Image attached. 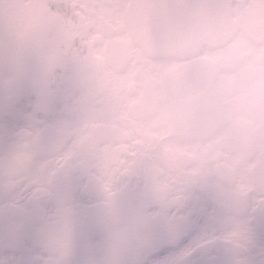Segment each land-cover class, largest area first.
<instances>
[{"label": "clouds", "instance_id": "obj_1", "mask_svg": "<svg viewBox=\"0 0 264 264\" xmlns=\"http://www.w3.org/2000/svg\"><path fill=\"white\" fill-rule=\"evenodd\" d=\"M91 28L87 33L94 39ZM52 34L37 33L38 46L23 53V74L16 76L17 91L12 104L0 112V202L24 194V207L35 203L37 185L49 193L56 191L49 202V214L59 211L63 198L61 176L49 179L54 159L72 152L79 160L95 164L98 172L120 161L112 145L123 140H138V151H150L154 163L169 164L174 151L191 153L210 167L213 149L219 136L228 134V158L224 173L211 176L208 187L197 192L210 203L212 230L206 257L212 264H249L254 244L251 219L253 213L264 209V92L258 112L250 114L260 120L259 128L241 134L235 121L241 113V98L251 84L243 64L253 60L264 66V39L242 32L225 16L218 21L210 15L201 35L185 34L174 43H163L155 31L127 26L122 40L102 53L98 59L91 49L83 48V36L74 29L60 28L56 39L65 52H56L51 44ZM248 48L259 47V57L233 58L237 41ZM81 48L79 60H72L68 49ZM118 50L119 54H114ZM14 49L0 50V72L14 73L15 66L8 57ZM197 59L187 66L182 59ZM83 77L89 89L100 83L103 102L90 114L99 123L84 139L56 141L47 133L27 144V155L18 158L13 146L16 137L34 120L50 122L63 116L60 92L73 77ZM264 79V73L260 76ZM80 95L85 93L80 92ZM55 109V115L50 110ZM148 163L137 160L132 169L137 199L152 210H158L154 199L155 187L147 172ZM86 177H80L84 183ZM80 193L74 190L72 197ZM67 204L70 201H63ZM181 222L187 221L184 212ZM34 258L44 264H88L87 254L79 249L54 259L47 244V227L36 232ZM107 246L97 264H107ZM120 264H128L125 257Z\"/></svg>", "mask_w": 264, "mask_h": 264}, {"label": "flooded vegetation", "instance_id": "obj_2", "mask_svg": "<svg viewBox=\"0 0 264 264\" xmlns=\"http://www.w3.org/2000/svg\"><path fill=\"white\" fill-rule=\"evenodd\" d=\"M210 15L218 21L227 16L257 42L264 39V0H0V50L14 49L8 59L15 66L14 73L0 72V112L15 99L16 76L25 72L23 53L38 46L39 32L51 33L52 47L63 53L65 48L55 38L56 32L60 28L74 29L78 38L84 37L82 47L103 59L102 53L122 40V33L129 25L153 30L161 42L174 43L185 34L198 38ZM92 27L97 30L93 34L95 38L89 39L87 33ZM66 51L72 60L80 59L81 48ZM114 54L118 55V50ZM261 54L259 47L248 48L243 40L234 45L233 58L237 61ZM196 59L192 56L181 60L185 71ZM242 68L251 84L241 98V113L235 121L241 134L260 127L259 117L253 120L250 114L258 112L264 92V79L260 78L264 66L253 59ZM60 95L64 101L63 116L50 122L34 120L16 137L13 146L16 157L26 156L29 140L39 135L47 133L56 141L84 139L99 123L90 114L103 102L100 83L89 89L83 77L74 76ZM50 114L55 115V109ZM3 135L0 128V137ZM139 143L123 140L113 144L120 163L115 167L107 165L104 172H98L95 164L77 159L72 152L55 157L49 179L62 177L63 198L59 211L49 214L46 225L47 244L55 254L54 259H62L66 253L79 249L87 254L88 264H97L107 246V264H120L122 257L129 264L151 244L156 232L172 235L173 219L181 222L185 203L198 199L197 192L208 187L210 177L221 176L227 167V133L217 138L210 167L191 153L177 151L169 164L161 167L153 162L150 151H138ZM137 160L148 163L158 210L137 199L132 178ZM80 177H86L84 183H79ZM76 189L87 196L86 207L79 216L72 197ZM37 190L46 192L47 188L38 184Z\"/></svg>", "mask_w": 264, "mask_h": 264}, {"label": "snow or ice", "instance_id": "obj_3", "mask_svg": "<svg viewBox=\"0 0 264 264\" xmlns=\"http://www.w3.org/2000/svg\"><path fill=\"white\" fill-rule=\"evenodd\" d=\"M56 194V191L37 190L33 194L35 203L27 208L23 193L0 202V264H44L43 260L34 258L36 232L47 225L49 202ZM74 203L79 216L86 207L87 196L78 193ZM182 211L187 221L173 219L172 235L156 232L151 244L129 264H212L205 254L212 230L209 201L199 194L198 199L186 202ZM251 226L254 244L249 264H264V209L253 213Z\"/></svg>", "mask_w": 264, "mask_h": 264}]
</instances>
